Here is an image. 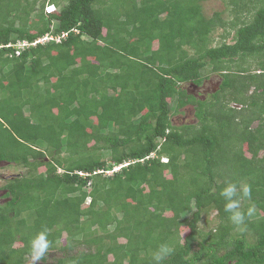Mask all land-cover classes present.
<instances>
[{"label": "trees", "instance_id": "1", "mask_svg": "<svg viewBox=\"0 0 264 264\" xmlns=\"http://www.w3.org/2000/svg\"><path fill=\"white\" fill-rule=\"evenodd\" d=\"M204 1L0 0V164L23 170L1 187L0 264L44 230L52 264H153L164 243L162 264H264V0ZM206 71L202 100L185 86ZM187 106L196 123L174 124ZM229 183L250 187L243 231Z\"/></svg>", "mask_w": 264, "mask_h": 264}, {"label": "rangeland", "instance_id": "2", "mask_svg": "<svg viewBox=\"0 0 264 264\" xmlns=\"http://www.w3.org/2000/svg\"><path fill=\"white\" fill-rule=\"evenodd\" d=\"M223 0H205L204 2H202V12L206 17H210L213 15L214 12L217 11H224L225 10V6L223 5ZM224 18L226 20H230L231 17H225ZM221 32L218 31L213 35L214 38V43L213 45H218L220 42V39L218 37L219 33ZM228 42H231V40L229 39ZM220 82H221V77L219 76V74H212L208 71L204 72L203 76H202V82L201 84L204 85V87L199 90H195L197 88L198 85L193 86V88H191L190 85H186L185 88H189L188 90L190 91H200V94L202 96H200V99L205 100L206 98H208L209 96L215 94L216 91H218L219 86H220ZM200 84V85H201ZM199 85V86H200ZM172 110L174 111L175 108V104L173 103L172 105ZM183 110L187 111L186 112H177L174 114V116L172 117L175 121L176 119L180 120L181 118H185V120L183 122L178 123V125H182V124H188V123H196V119L194 117V110L192 107H184ZM176 124V123H175ZM105 158H108V156H105ZM109 160V159H107ZM23 173V170L15 167V166H3L0 167V189L1 187L4 185L5 183V177L8 175H15V174H21ZM112 172H109V174H111ZM89 202V200L87 199V203ZM191 215H189L190 217ZM214 217H215V212H210L208 215H205L203 218V220L199 223V226L202 230H207V229H211L215 222H214ZM65 233L62 234V243L65 242L64 238H65ZM122 240H120L121 242ZM86 250V247L84 245H79L77 248H75L74 250L71 251L72 254H75L77 252H81ZM45 257V262L44 261H33L32 257L30 256L28 258V260L26 261L25 264H52L53 262L56 261V259L58 258H63L64 255H62L60 253V251L58 249H52V250H47V252L44 255Z\"/></svg>", "mask_w": 264, "mask_h": 264}, {"label": "clouds", "instance_id": "3", "mask_svg": "<svg viewBox=\"0 0 264 264\" xmlns=\"http://www.w3.org/2000/svg\"><path fill=\"white\" fill-rule=\"evenodd\" d=\"M47 6H52L53 10L47 12ZM55 7L53 5H46L45 12L53 13ZM28 47V46H27ZM195 86V85H194ZM173 120V119H172ZM162 161L165 162L164 159ZM129 162H125L123 165L114 166L111 171H106L105 173L111 175L113 172H117L121 167H125ZM109 172H112L109 174ZM81 175H83L81 173ZM6 180V179H5ZM250 187L245 183H229L221 189L220 196L224 200V212L228 214V220L238 231H243L246 227V218L251 217L254 211L253 207L248 209H243L241 206V201L248 199L250 197ZM50 246V242L47 239V230L37 233L30 241V252L33 261H39L47 252ZM173 249L167 244H161L152 253L153 264H162L165 258L171 254Z\"/></svg>", "mask_w": 264, "mask_h": 264}, {"label": "built area", "instance_id": "4", "mask_svg": "<svg viewBox=\"0 0 264 264\" xmlns=\"http://www.w3.org/2000/svg\"><path fill=\"white\" fill-rule=\"evenodd\" d=\"M46 10H47V12H51V11L53 10V7H52V6H47ZM63 36H64V35H63ZM54 39H55L56 41H59V38H54V37H52V36H48V35H46V36H44V37L38 39L37 41H35V42L32 43L31 45L34 46V45H36V44H38V43L43 44V43H45V42L52 41V40H54ZM27 46H28V44H27L26 42H18L15 46L12 45V47H14V48L16 49V51H15L16 54H19L20 50L23 49L24 47H27ZM0 47H1V46H0Z\"/></svg>", "mask_w": 264, "mask_h": 264}, {"label": "flooded vegetation", "instance_id": "5", "mask_svg": "<svg viewBox=\"0 0 264 264\" xmlns=\"http://www.w3.org/2000/svg\"><path fill=\"white\" fill-rule=\"evenodd\" d=\"M201 87L203 88L204 85L201 84L200 86H197V88L195 90H198V89L200 90ZM191 88H193V86H191ZM188 92L193 94L195 97H198V98H200V96H202L200 94V91L197 92V91H193V90L192 91L188 90ZM187 107H191V106H187ZM181 112H183V113L186 112L187 113V111L186 110L184 111L183 109L181 110ZM184 120H185V118H181L180 120L176 119V121L173 119V123L174 124L176 123L178 125V123L183 122ZM3 193H4V191L0 189V197L2 196ZM3 200H4L3 198L0 199V201H3Z\"/></svg>", "mask_w": 264, "mask_h": 264}, {"label": "water", "instance_id": "6", "mask_svg": "<svg viewBox=\"0 0 264 264\" xmlns=\"http://www.w3.org/2000/svg\"><path fill=\"white\" fill-rule=\"evenodd\" d=\"M3 165H5L4 163L2 164H0V166H3ZM14 177H20V174H15V175H8V176H6L5 177V179H10V178H14Z\"/></svg>", "mask_w": 264, "mask_h": 264}]
</instances>
